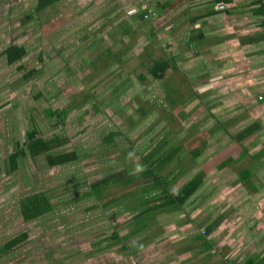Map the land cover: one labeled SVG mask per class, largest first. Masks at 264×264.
Listing matches in <instances>:
<instances>
[{"label": "rangeland", "instance_id": "374dc122", "mask_svg": "<svg viewBox=\"0 0 264 264\" xmlns=\"http://www.w3.org/2000/svg\"><path fill=\"white\" fill-rule=\"evenodd\" d=\"M34 1L0 0V43L25 48L24 56L9 63L4 74L8 79V88L3 90L7 106L2 110L8 121V132L2 127L7 132L6 153L13 150L14 140L20 145L33 127L45 138L53 133L67 136L62 147L75 150L80 157L48 166L43 154L26 152L17 160L16 169L7 166L8 172L3 159L0 232L9 237L27 233L25 242L10 252L9 264L135 261L120 243L103 238L114 230L127 235L132 217L142 209L131 211L128 206L138 198L126 196L128 202L116 201L104 209L101 204L139 190L143 183H108L104 199L81 194L90 182L113 171H141L146 154L153 152L150 160L158 162L172 150L176 152L160 171L170 181V190H177L201 171L202 184L180 209L159 212L146 230L123 242L129 248L142 246L157 232L163 234L162 240L179 238L175 243L179 244L185 232L202 233L225 214L219 224L223 227L215 228L211 236L216 259L223 255L219 247L226 246L222 239L229 241L230 237L231 253L238 248V256H242L241 250L247 255L260 245L262 250L264 237L259 234L264 227L255 226L252 214L259 215L258 221L264 218V210L259 211L264 201V152L255 154L264 145V121L260 130L237 143L232 136L256 120L253 109L226 112L216 111L215 105H194L191 79L181 69H166L161 78L149 73L151 58L167 54L156 29L159 16L144 21L132 16L143 6L154 9V0H59L39 15L32 11L33 16L22 22ZM108 48L111 57L103 53ZM101 52L105 59H97L93 70L89 62ZM19 64L24 69H18ZM30 68L38 73L22 79ZM169 98L178 99L177 103L171 104ZM47 109H67L62 123L55 124L58 117L48 115ZM109 132H116L110 143L104 140ZM228 157L232 160L219 168ZM244 168L257 191H249L239 175ZM35 191L45 192L54 207L24 220L19 200Z\"/></svg>", "mask_w": 264, "mask_h": 264}, {"label": "crops", "instance_id": "0c3cea01", "mask_svg": "<svg viewBox=\"0 0 264 264\" xmlns=\"http://www.w3.org/2000/svg\"><path fill=\"white\" fill-rule=\"evenodd\" d=\"M158 4L162 8L155 10L156 17L159 16L156 29L160 31L164 50L167 49L166 55L170 56L175 64V67L170 64L167 69H181L184 77L191 79L194 105H215L216 111L225 109L226 112L231 108L242 111L253 109L251 114L256 120L246 126L257 122L258 129L247 137L260 130L261 122L264 121V16L258 1L154 0L156 8ZM178 34L180 38L177 37ZM6 47L7 45L2 46L0 43V166L3 159L6 162L8 155V121L2 117V110L7 106V103H4L7 102V94L3 92L8 88V79L4 76L9 65L7 56L3 53ZM210 109L213 110L211 107ZM3 126L7 132L3 131ZM263 152L264 149L258 154L261 156ZM4 171L8 172L7 164ZM2 175L3 170L0 168V176ZM246 186L251 191L252 183H247ZM263 210L264 201L261 202L259 211ZM222 216L202 229V233L185 232L187 239L185 241L186 237L180 238L183 241L179 244H175L179 239L177 237L170 241L162 240L163 234L153 232L151 238L148 236L142 246L128 247V254L133 255L135 261L129 258V261L127 259L121 262V259H118L117 264H227L228 261H224L226 258L231 260L228 263L242 264L252 259L253 264H256L260 259L264 260V239L262 250L260 245L244 255L240 248L243 253L238 256V248H234L232 253L230 250L232 237L229 241L222 239L221 243H226V246L219 247L223 255L216 259V245L214 237L211 236L215 228L223 227V224L219 225L225 218ZM252 216L257 220L255 226L264 227V218L258 221V214ZM0 219L1 225L2 214ZM260 235L264 237V230ZM157 236L159 237L155 238ZM11 237L3 236L0 232V264H9V254L13 250L3 253L1 246ZM255 242L257 244V239ZM230 255H233V259Z\"/></svg>", "mask_w": 264, "mask_h": 264}, {"label": "trees", "instance_id": "16d2710c", "mask_svg": "<svg viewBox=\"0 0 264 264\" xmlns=\"http://www.w3.org/2000/svg\"><path fill=\"white\" fill-rule=\"evenodd\" d=\"M59 0H35L34 6L32 10L21 18L22 22H25L28 18L33 16V13L39 15L40 12L46 7L54 5ZM258 4H259V0ZM263 16L264 10L263 6L259 4ZM148 6H143L139 8L132 18L135 21H144V14L148 10ZM160 4L158 7L154 6L153 11L156 9L160 10ZM33 11V13H32ZM133 12V13H134ZM156 12V11H155ZM157 16V12H156ZM3 53L6 54L8 62L11 64L13 62L19 61L25 54V48L21 45H17L15 43L7 44V47L3 50ZM104 54L111 57V50L108 48L106 52L103 51ZM102 52L97 54L96 59H92L90 63L93 70L97 69L98 62L97 59H105L103 57ZM175 67V64L172 62L170 56L164 54L163 56L157 58H151V63L148 67L149 73L155 78H161L168 68L169 65ZM18 69L22 68V65H18ZM38 73V70L35 68L28 69L23 75L22 79L29 78L31 75ZM169 102L173 105L177 103L176 98H169ZM72 105H77V103H73ZM95 106V105H92ZM67 109H47L48 115H55L58 117L57 123H62L64 120L65 112ZM258 129V123L254 122L250 125L239 130L235 135L232 136L233 141L239 143L241 140L252 134L254 131ZM118 132V131H116ZM116 132H109L104 140L107 142L113 141V134ZM68 138L65 135H61L59 133H53L48 138L42 137L40 133L37 132L35 128H31L26 131L24 141L19 145L17 140H14L13 150L8 153L6 162L8 166V170L11 171L17 168V160L24 156L26 152L31 156H35L38 154H43L48 166H57L67 162L77 160L80 155L75 150H66L62 146L67 142ZM24 146V147H23ZM264 147L257 151L255 154L262 151ZM176 150L169 151L166 156H164L160 161L150 160L153 156V152L146 154L143 157L144 169L137 173H128L127 170L119 169L113 171L107 175L99 177L96 180H93L88 184L86 190L82 192V196L88 197L92 196L96 200L104 199L103 189L107 187V184H129V183H143L141 189H134L132 192H128L125 195L118 197L117 199L110 200L102 203V209L108 208L114 204L116 201H123L129 197L131 200L132 197L138 198L135 202L131 203L128 208L133 211L136 210L139 206L142 208L132 217L130 223L131 228L127 232V235H119L118 231H113L109 237L103 238V240L112 239L113 243H120V247L122 249H128V246L125 241L127 236L133 235L138 231H144L147 229V226L152 222V218L155 215H158L159 212H171L180 209L181 205L192 195L195 191L200 187L203 181V171L197 172L193 177L189 178L186 182H184L177 190H170V181L166 178L165 175L160 173L161 166L165 162L169 161ZM195 154V152H194ZM232 160V157H228L224 161L218 164L219 168L227 165ZM239 175L244 179L243 182L250 183L248 179L249 170L244 168ZM251 185V184H250ZM256 186H252L251 191H256ZM151 194V192H153ZM149 193V194H148ZM147 194V195H146ZM128 196V197H126ZM126 201V200H125ZM134 201V200H133ZM128 202V201H126ZM93 206H98L96 203ZM53 204L50 202L48 195L43 191H35L33 193L24 195L19 200V210L22 218L24 220L34 219L42 214L49 212L53 209ZM27 238V233L25 231L20 232L14 236H12L8 241L4 242L1 246V251L3 253L10 252L14 250L17 246H21L25 239ZM264 260H259L256 264H263ZM254 261L249 259L242 264H253ZM234 264V263H232Z\"/></svg>", "mask_w": 264, "mask_h": 264}, {"label": "built area", "instance_id": "2783aa9c", "mask_svg": "<svg viewBox=\"0 0 264 264\" xmlns=\"http://www.w3.org/2000/svg\"><path fill=\"white\" fill-rule=\"evenodd\" d=\"M259 4L263 6L264 10V0H259ZM156 17V12L153 11L152 9H148L147 12L144 14V18H155Z\"/></svg>", "mask_w": 264, "mask_h": 264}, {"label": "clouds", "instance_id": "9594fccd", "mask_svg": "<svg viewBox=\"0 0 264 264\" xmlns=\"http://www.w3.org/2000/svg\"><path fill=\"white\" fill-rule=\"evenodd\" d=\"M146 19V18H145ZM148 19V18H147ZM152 19V18H151Z\"/></svg>", "mask_w": 264, "mask_h": 264}]
</instances>
